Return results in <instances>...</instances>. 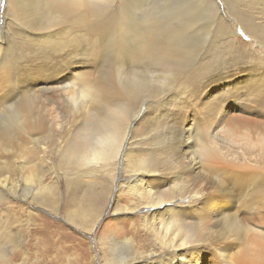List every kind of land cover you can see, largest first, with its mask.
Listing matches in <instances>:
<instances>
[{
    "label": "bare ground",
    "instance_id": "1",
    "mask_svg": "<svg viewBox=\"0 0 264 264\" xmlns=\"http://www.w3.org/2000/svg\"><path fill=\"white\" fill-rule=\"evenodd\" d=\"M113 1L7 0L14 16L22 14L17 32L23 34L28 50L11 57L2 35L8 41L10 34H16L9 27L2 35L0 30V84L6 89L0 94V106H10L14 103L10 99L21 97L15 105L24 109L20 124L45 133L46 118L38 114L43 95L34 88L40 84L38 74L46 79L39 90L59 95L49 99L56 107L68 101L73 108L84 109L89 122L76 127L66 145L67 219L93 233L108 206L120 214L140 206L145 210L142 223L154 241L138 245L133 237H113L106 242L102 264H201L204 248L213 249L225 264H242L241 251L235 247L245 225L237 221L238 213L250 201L257 204L258 195L247 198L243 189L245 193L253 176L264 179V139L258 150L251 151L260 156L261 168H256L255 159L246 161L247 152L238 151L239 146L224 147L236 129L224 123L233 106L246 113L264 100V0H223L224 8L217 0L194 1L178 32L164 23L153 31L159 24L137 13L141 2L122 1V9L140 15L139 22L134 19L133 24L131 19L123 34L126 37L132 29L138 45L129 48L121 36L118 53L109 63L112 74L94 77L79 68L100 60L99 39L104 29L112 27L102 3ZM184 14L181 11L180 19ZM240 32L250 39L247 43ZM112 78L119 85L112 84ZM237 80L242 85L234 88ZM233 92L236 105L228 102ZM135 104L139 112L132 116ZM163 109L166 113L160 114ZM150 115L151 125H145ZM246 134L242 139L252 144ZM209 168L231 172L236 189L205 173ZM48 186L41 199L52 205L57 186ZM122 192L133 197L135 206L124 203L128 198ZM221 224L240 233L233 236L226 230L214 236V228ZM256 232L264 236L263 230ZM7 236L2 234L0 242ZM250 247L251 256L260 254L258 246ZM0 262L8 263L1 243Z\"/></svg>",
    "mask_w": 264,
    "mask_h": 264
},
{
    "label": "rangeland",
    "instance_id": "2",
    "mask_svg": "<svg viewBox=\"0 0 264 264\" xmlns=\"http://www.w3.org/2000/svg\"><path fill=\"white\" fill-rule=\"evenodd\" d=\"M122 1L138 2L136 4L141 2L139 9H136L137 13L144 15L146 20H154L156 26L159 24L158 27H153V31L155 29H161L160 25L162 26L161 23H164V27L176 29L177 31L175 32H178L185 19L189 18L188 12L193 10L194 1L197 0H115L112 2V5L110 3H102V5H106V11L104 10L102 13L104 16L107 13L109 14L108 22L111 23L112 29L110 28L109 31H105L104 29V32L101 34L102 38L99 39L101 50L100 60L96 61L95 65L92 62L86 68H79L80 71L85 72L88 70L87 72L91 73L94 77L97 74L105 77L106 72L112 74V67L109 66V63L113 61L114 55L118 53V45L122 43L121 36L129 48H136L138 45L136 42L137 38L131 36L132 29L129 34H126V37L128 36L129 39L125 35L123 36V34H125L124 30L126 31L127 27L130 26L131 19H133V24L134 19L135 23L139 22L140 15L138 14L136 17V14L130 13L129 9H122ZM217 1L221 8H224L223 0ZM7 4V0H0V30L1 35L4 31L7 33V27H9L10 33L15 32L16 35L10 34L8 36V41H5L7 39V37L5 38L6 35H2V38H4L2 44L6 49L5 51H8L11 57L14 58L19 52L28 50V46H26L25 40H21L23 34L19 35L17 32L19 30L18 24L23 21L22 14L18 13L17 16H14V9L11 10L10 5ZM188 5L191 6L190 10L188 8L186 9ZM131 8H133V5ZM184 10V17L180 19L182 17L181 11ZM169 24L170 26H168ZM151 28L150 31H152ZM141 31L145 32V29ZM150 31H146V34ZM189 32L190 30H188ZM239 37L245 43L250 40L243 32L239 33ZM36 51L41 52L39 49H36ZM35 75L39 78L38 82L40 84L37 86L38 88L36 86L33 87L43 95L41 102H37H40L42 106V109H40L41 112H38V114H41L43 119L46 118L44 121L46 127H48L45 133H40V130L34 127H26L25 129L22 127L20 117L23 115L24 109L22 108L20 110L15 106L17 100L21 97L10 99L9 102H14L10 106H0V236L2 234H8L0 242L2 249L8 257V263L0 262V264H102L100 260L106 256V253L104 254L106 242L113 237L118 239L133 237L138 245L141 243H149L151 240L153 241V237L148 235L147 228L142 223L141 215H143L145 210L140 206L126 214L117 213L112 209V206H108L101 218L99 226L93 233H87L77 228L67 219L66 205L69 202V194L66 187L69 169L66 167L67 164L65 162V154H67L66 145L68 144L67 141L71 139V136L76 134V130L78 129L75 128L88 120L84 115V109L73 108L72 102L63 101L61 102L60 108L50 102V98L54 97L53 99H55L57 97V100L59 95L54 93L53 90L52 92L39 90L41 85H45L46 79L44 78L45 76ZM112 81L114 82L112 84L119 85L115 79ZM213 83L211 82V84ZM240 83L242 85V81L237 80L234 88L240 86ZM5 90L2 89L0 84V94ZM29 98H32V101L35 99L33 96L27 97V99ZM228 98V102H232L233 105L239 102L234 92L233 96ZM237 105L240 104L237 103ZM233 108L228 112V119L224 125H235V134L227 136L224 141V147H226V144L228 146H239L238 151L241 152L244 150L247 152V157H244L246 161H248V158H253L255 159V165L257 164L256 168H261L258 165L260 163H258V160H260L258 152L257 157H255L251 151L254 149L258 150L260 142L264 139V100L262 103L260 102L259 107L255 106V109L246 113L238 111L237 106H233ZM137 112H139V107L136 104L132 105L130 108L132 116L137 114ZM164 113H166L165 110H161L160 114ZM151 119V115L146 117V123L144 124L146 125L148 123L147 125H151ZM195 120L196 122L198 121L197 123L202 122L201 118H196ZM159 130H162V128L159 127ZM247 130L249 131L247 133L248 135L246 134ZM244 132L247 135L245 137L254 141L250 140L252 144H247L242 139ZM237 154L240 155L241 153L237 152ZM205 173H210L214 177L221 179L229 189H236V186L231 182V178L233 177L231 172L209 168L205 170ZM48 185L57 186V192L54 197L55 201L52 205L46 204L41 199L42 193L50 188ZM122 195L128 198V202L123 198V201L125 200L124 203L129 205L134 204L131 201L133 197L131 198L123 192ZM243 195H246L247 198H250L252 195H258L256 197L257 204L252 205L250 201L248 202V206H245V208L239 211L237 221L243 224L242 226L245 225L242 228L245 234L235 248L241 251L242 255H240L239 259H242V264H264V236L262 233L256 232L260 229L264 232V179L259 175L253 176L245 193L243 189ZM119 196L120 194L117 195L118 200L120 198ZM259 200L262 203H258ZM236 209H238V206H236ZM247 226H250V229ZM136 228L140 232H137ZM234 228L232 226L229 230L227 226L223 227L221 224L214 228V231H216L214 236H219L218 234L226 232V230H228L229 234L238 236L236 232L238 231L240 233V229ZM254 228L256 231H252ZM66 235H70V237ZM250 246H258L257 252L258 254L260 252V254L256 257L251 256L249 252ZM157 249L160 252V249ZM204 249L201 250V254H203V259L200 261L201 264H225L213 249ZM167 255L171 254L168 253Z\"/></svg>",
    "mask_w": 264,
    "mask_h": 264
}]
</instances>
